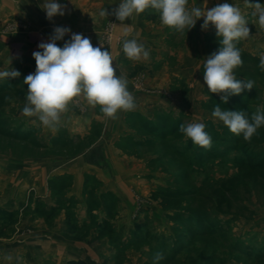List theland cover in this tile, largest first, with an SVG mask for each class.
Here are the masks:
<instances>
[{
    "label": "crops",
    "instance_id": "crops-1",
    "mask_svg": "<svg viewBox=\"0 0 264 264\" xmlns=\"http://www.w3.org/2000/svg\"><path fill=\"white\" fill-rule=\"evenodd\" d=\"M31 1L34 7L25 0L19 4L0 0V14L5 20L25 11L28 21L26 28L0 32V71L17 70L21 75L15 79L24 81L36 70L32 54L42 51L38 45L50 42L56 27H67L71 32L56 41L57 45L63 47L73 33L89 38L94 47L102 44V50L112 54L117 75L127 78L137 107L118 112V118L112 120L99 106L93 108L81 98L69 105L53 132L36 117L23 116L24 103L10 105L15 116L25 117L24 124L17 127L31 128L30 134H18L17 138L30 142L33 150L26 155L0 154V264H68L79 259L87 264H134L133 231L152 203L140 198L149 194L151 184L138 177L144 174L145 166L137 164L140 160L131 153L132 118L148 108L168 104L164 91L155 94L147 89L152 85L160 91L168 77L151 68V64L166 62L161 49L167 27L152 9L124 22L117 20L112 13L122 0H56L66 5L65 15L51 20L42 8L45 0ZM191 1L192 7L201 9L221 4L218 0ZM101 9L107 11V17L99 16ZM107 24L111 31L104 42ZM202 24L203 18L197 20L192 29L195 32L186 39V46L192 48L191 54L186 51L184 56L190 58L196 71L203 54L199 41L205 31ZM125 31L129 32L126 37ZM125 39H136L149 51V59L127 58ZM26 66L30 72L20 69ZM25 89L17 87L16 92L21 94ZM6 255L13 259L6 260Z\"/></svg>",
    "mask_w": 264,
    "mask_h": 264
},
{
    "label": "rangeland",
    "instance_id": "rangeland-1",
    "mask_svg": "<svg viewBox=\"0 0 264 264\" xmlns=\"http://www.w3.org/2000/svg\"><path fill=\"white\" fill-rule=\"evenodd\" d=\"M218 1L239 7L248 21L250 37L237 42L243 65L234 75L254 81V88L229 96L224 103L222 94L211 93L203 79L204 61L220 47L215 27L202 31L199 41L203 54L197 71L184 56L191 54L192 46H186V39L195 28L184 33L165 28L161 54L166 62L151 64V68L168 77L162 79L160 91L152 85L147 89L155 94L164 91L168 104L148 108L132 118L131 153L140 160L137 164L145 166L144 174L138 177L151 184L149 194L139 197L152 203L133 231L134 264H264V126L246 142L212 116L216 105L222 110H243L249 120L258 108L264 113V71L258 67L264 52V30L259 29L258 18L251 16L254 8L246 6L245 0ZM25 3L33 5L31 0ZM250 3L264 5V0ZM192 6L188 0L189 9ZM23 14L7 20L0 14V32L26 28L27 14ZM110 31L107 24L104 42ZM20 69L30 72L27 66ZM17 87L27 85L22 79L0 80V154L26 155L33 150L30 142L16 136L28 135L31 130L17 127L24 124L25 117L15 116L10 108L15 102H27V89L20 94ZM193 122L205 124L211 148L195 145L179 131L182 123ZM157 252L163 253L164 259L154 261Z\"/></svg>",
    "mask_w": 264,
    "mask_h": 264
},
{
    "label": "clouds",
    "instance_id": "clouds-1",
    "mask_svg": "<svg viewBox=\"0 0 264 264\" xmlns=\"http://www.w3.org/2000/svg\"><path fill=\"white\" fill-rule=\"evenodd\" d=\"M245 4L254 8L251 16L258 18L255 22L259 29L264 30V5L250 3V0H245ZM42 8L46 17L51 20L57 15H65L66 5H61L56 0H45ZM147 9L159 14L162 26L179 33L193 28L200 18H203L202 30L208 29L210 25L215 27L220 47L204 61L203 79L211 93L222 94L224 103H227L229 96L240 95L243 91L254 88V81L237 79L234 75V70L243 65L237 42L250 37L248 21L239 7L223 3L211 9H189L188 0H122L112 14L117 20L124 22ZM107 15L105 9L99 11L100 17ZM70 32V28L56 27L50 42L38 45L42 51L33 52L36 70L23 81L27 85V103L22 109V115L36 117L44 128L55 132L62 117L68 112L69 105L81 98L93 108L99 106L103 115L112 120L118 118L120 111L135 110L137 105L128 90V80L123 75H117L111 52L102 50V44L94 47L89 38L77 33L71 34L70 40L65 41L63 47L58 46L56 41L62 40ZM128 35L129 32L125 31L124 36ZM123 52L134 61H146L150 56L149 51L136 39H125ZM258 67L264 71V52L260 53ZM20 75L14 69L0 71V79H15ZM212 116L222 121L231 133L242 135L246 142H250L257 130L264 126V113L259 108L251 116V120L243 110H222L220 105H216ZM35 123L34 120L33 124ZM179 131L195 145L211 148L212 138L205 131L204 123H182ZM4 258L8 261L13 259L11 255ZM162 259L163 253L157 252L154 261Z\"/></svg>",
    "mask_w": 264,
    "mask_h": 264
},
{
    "label": "trees",
    "instance_id": "trees-1",
    "mask_svg": "<svg viewBox=\"0 0 264 264\" xmlns=\"http://www.w3.org/2000/svg\"><path fill=\"white\" fill-rule=\"evenodd\" d=\"M68 264H87L85 260L79 259V260H70Z\"/></svg>",
    "mask_w": 264,
    "mask_h": 264
}]
</instances>
